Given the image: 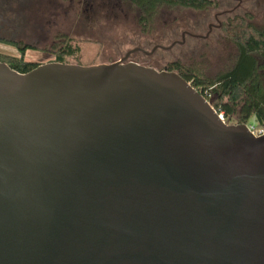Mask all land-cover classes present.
<instances>
[{"label": "water", "instance_id": "95a60500", "mask_svg": "<svg viewBox=\"0 0 264 264\" xmlns=\"http://www.w3.org/2000/svg\"><path fill=\"white\" fill-rule=\"evenodd\" d=\"M0 61V264H264V134L176 71Z\"/></svg>", "mask_w": 264, "mask_h": 264}, {"label": "rangeland", "instance_id": "374dc122", "mask_svg": "<svg viewBox=\"0 0 264 264\" xmlns=\"http://www.w3.org/2000/svg\"><path fill=\"white\" fill-rule=\"evenodd\" d=\"M223 2L224 8L214 7L206 13L190 7L163 5L150 26L144 30L139 24V11L136 6L129 0H119L120 6L116 5L113 13L110 6L117 1L111 0L107 7L103 6L98 12L90 10L76 15L81 10L76 7L68 12L67 22L63 16H58L54 33L56 39L62 38V34L67 32V37L76 40L75 43L80 47L78 59L75 56L67 57V62L85 65L118 61L137 47L151 51L155 46L168 47L174 42H181L170 49L158 48L149 55L140 51L132 52L127 61L159 70L177 62L181 71L192 70L202 80H211L232 69L238 57V46L225 31L224 23L236 16H244L257 29L264 28V0H243L240 4L237 0ZM69 5L67 0V7ZM223 9L232 11L220 16L222 26H219L215 14ZM210 24H213L211 28ZM58 47L56 46L55 51ZM4 51L13 53L9 49ZM55 51H27L26 59L40 64L53 62ZM206 98L217 109L216 96L209 94ZM227 122L238 123L235 117Z\"/></svg>", "mask_w": 264, "mask_h": 264}, {"label": "trees", "instance_id": "16d2710c", "mask_svg": "<svg viewBox=\"0 0 264 264\" xmlns=\"http://www.w3.org/2000/svg\"><path fill=\"white\" fill-rule=\"evenodd\" d=\"M140 9L139 24L145 30L150 26L161 6H184L204 9L213 5L210 0H131ZM225 31L238 46V57L232 69L217 75L214 79L202 80L192 70L181 71L177 62H172L168 70L176 71L190 81L206 97L213 94L217 99V109L226 121L235 117L238 123L254 120L264 127V28L257 29L244 16H236L224 23ZM62 46L57 49L53 61L67 62V57L78 59L80 47L72 37L64 34ZM12 68L25 73L38 63L19 60L11 62L3 57ZM82 64V63H78ZM92 64V63H91ZM85 65V64H84ZM90 65V64H86Z\"/></svg>", "mask_w": 264, "mask_h": 264}, {"label": "flooded vegetation", "instance_id": "af4514ba", "mask_svg": "<svg viewBox=\"0 0 264 264\" xmlns=\"http://www.w3.org/2000/svg\"><path fill=\"white\" fill-rule=\"evenodd\" d=\"M99 1L69 0L70 5L67 7V0H0V57L11 62L22 60L40 64L37 61L27 60V51L41 49L53 53L56 46H59L58 48L62 46L64 38L56 39L57 36L54 33L58 16H63L67 22L68 12L76 7L81 9L80 12L75 11L76 15L90 10L98 12L103 6L107 7L108 1L111 0H106L107 2L101 0L102 2L100 3ZM115 1L117 3L115 5L112 3L113 6H110L113 9V13H115L116 5L120 6L119 0ZM210 1H214V4L199 11L206 13L214 9V7L224 8V0ZM237 1L239 4L243 2V0ZM129 2L135 6L131 0ZM137 9L140 14V9L138 7ZM227 11L232 10L223 9L215 14V19L219 26H222L220 16ZM211 26L213 24L209 25L210 28ZM64 35L67 37V32ZM5 49H9L13 53L5 52Z\"/></svg>", "mask_w": 264, "mask_h": 264}, {"label": "built area", "instance_id": "2783aa9c", "mask_svg": "<svg viewBox=\"0 0 264 264\" xmlns=\"http://www.w3.org/2000/svg\"><path fill=\"white\" fill-rule=\"evenodd\" d=\"M246 124L249 126L250 130H252L256 135L264 134V127L258 125L256 122H247Z\"/></svg>", "mask_w": 264, "mask_h": 264}]
</instances>
